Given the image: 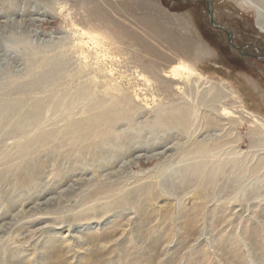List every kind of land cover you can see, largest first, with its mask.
Instances as JSON below:
<instances>
[{
  "label": "rangeland",
  "instance_id": "1",
  "mask_svg": "<svg viewBox=\"0 0 264 264\" xmlns=\"http://www.w3.org/2000/svg\"><path fill=\"white\" fill-rule=\"evenodd\" d=\"M256 6L264 0H0V45L27 50L14 61L0 52V264H264ZM210 10L242 47L233 55ZM180 62L198 73L173 76Z\"/></svg>",
  "mask_w": 264,
  "mask_h": 264
},
{
  "label": "bare ground",
  "instance_id": "2",
  "mask_svg": "<svg viewBox=\"0 0 264 264\" xmlns=\"http://www.w3.org/2000/svg\"><path fill=\"white\" fill-rule=\"evenodd\" d=\"M47 1H49V0H47ZM39 2V1H38ZM263 1H261V3H262ZM100 3H101V1H100ZM109 4H110V2H108ZM113 3V2H112ZM111 3V4H112ZM119 3V2H118ZM28 4V3H27ZM126 4V3H125ZM30 5V4H29ZM121 5V4H120ZM150 5H152V4H150ZM155 5V4H154ZM43 6V5H42ZM103 6V5H102ZM107 7H108V5H106ZM112 6H113V4H112ZM118 6V5H117ZM94 8H95V6H93ZM152 7H154V6H152ZM40 8H45V12H47V8H46V6H43V7H40ZM124 8V7H123ZM149 8H151L150 6H149ZM158 8V7H157ZM256 10H257V18H258V23H259V25L261 26V28L263 29V31H264V10L262 9V8H260V7H258V6H256ZM104 9V8H103ZM108 9H110V8H108ZM114 9H117V8H114ZM24 10V9H23ZM31 10V9H30ZM60 10V9H59ZM99 10V9H98ZM97 10V11H98ZM106 10V9H105ZM111 10H113V8L111 9ZM159 10H161V8L159 9ZM32 12H35V13H40V10H39V8H38V6L37 7H35V9H33V10H31ZM65 11H67V10H65ZM117 11V10H116ZM109 12V11H108ZM107 12V10H106V13H108ZM111 12V11H110ZM109 12V13H110ZM113 12V11H112ZM119 12V11H118ZM121 12V11H120ZM126 13H127V11H125ZM129 12V11H128ZM160 12V11H159ZM23 13V12H22ZM21 13V14H22ZM42 13V12H41ZM103 13V12H102ZM102 13L100 12V15H102ZM114 13H116V12H114ZM45 14V13H44ZM88 14V13H87ZM121 14H123V12L121 13ZM153 14V13H152ZM115 15H117V13L115 14ZM119 15V14H118ZM117 15V16H118ZM124 15V14H123ZM129 15V14H128ZM130 15H131V13H130ZM168 15V14H167ZM172 15V14H171ZM48 16V15H47ZM65 16V15H64ZM105 16H108V15H105ZM104 16V17H105ZM120 16V15H119ZM125 16H127V15H125ZM124 16V17H125ZM155 16V15H154ZM173 16H175V15H173ZM170 17V18H174V17ZM88 17H90L89 15H88ZM87 17V18H88ZM111 17V16H110ZM128 17H132V16H128ZM139 17V16H138ZM141 17V16H140ZM146 16H144V18H145ZM151 17V16H150ZM150 17H148V18H150ZM84 18H86V17H84ZM83 18V21L85 20ZM91 18V17H90ZM89 18V20H91ZM105 18H108V17H105ZM154 18V17H153ZM168 18H169V15H168ZM167 18V19H168ZM179 18V17H178ZM177 18V19H178ZM34 20L35 18H30V21L31 20ZM81 19V18H80ZM102 19V18H101ZM104 19V18H103ZM109 19V18H108ZM114 19V18H113ZM122 19V18H121ZM130 19V18H129ZM137 20H138V18H136ZM135 19V20H136ZM146 19V18H145ZM144 19V20H145ZM152 19V18H151ZM155 19V18H154ZM159 20V22H162V21H160V19L161 18H158ZM86 20H88V19H86ZM85 20V21H86ZM88 20V21H89ZM93 20V19H92ZM107 20V19H106ZM110 20H112L111 18H110ZM116 20H119V19H116ZM123 20H125L124 18H123ZM166 20V19H165ZM183 20V19H182ZM35 21V20H34ZM84 21V22H85ZM109 20H107V22H108ZM115 21V20H114ZM113 21V22H114ZM146 21V20H145ZM148 21V20H147ZM146 21V22H147ZM155 21V20H154ZM157 21V22H158ZM167 21V20H166ZM173 21V20H172ZM179 21H180V19H179ZM15 22V21H14ZM93 22V21H92ZM97 22V21H96ZM95 22V23H96ZM138 22V21H137ZM151 22V21H150ZM157 22H155V23H157ZM174 22V21H173ZM177 22V21H176ZM182 22V21H181ZM131 23V22H130ZM142 23V22H141ZM145 23V22H144ZM149 23V22H148ZM153 23V22H152ZM163 23H164V21L161 23L162 25H163ZM166 23V22H165ZM164 23V24H165ZM37 24V23H36ZM99 24V23H98ZM112 24H115L116 25V23H112ZM131 24H133V23H131ZM138 24V23H137ZM160 24V23H159ZM160 24V25H161ZM176 24H178V23H176ZM19 25V24H18ZM86 25V24H85ZM84 25V26H85ZM135 25V24H134ZM142 25V24H141ZM150 25V24H149ZM155 25V24H154ZM153 25V26H154ZM159 25V26H160ZM168 25V24H167ZM171 25H172V22H171ZM180 25V24H179ZM182 25V24H181ZM114 26V25H113ZM138 26H140V25H138ZM146 26V25H145ZM152 26V27H153ZM168 26H170V24L168 25ZM168 26L166 27L167 29H168ZM195 26V25H194ZM91 27H92V25H91ZM94 27V26H93ZM101 27V26H100ZM144 27V26H143ZM171 27V26H170ZM90 28V27H89ZM115 28H117V27H114V29ZM129 28V27H128ZM140 28V27H139ZM146 28H148V27H146ZM149 28H151V27H149ZM174 28V27H173ZM36 29V28H35ZM92 30L91 31H93V28H91ZM97 29H99V28H97ZM101 29V28H100ZM99 29V30H100ZM118 29V28H117ZM124 29V28H123ZM153 29V28H152ZM158 29H160V28H158ZM158 29H154L158 34H159V36H160V34L163 36L162 38L169 44V45H172V46H174V48H176L179 52H182L181 51V49H183V48H180V44L179 43H176V40L173 38V37H169V36H167V35H164V33H161V31H159ZM171 29V28H170ZM105 30L107 31V29L105 28ZM116 30V29H115ZM135 30V29H134ZM169 30V29H168ZM174 30H175V28H174ZM178 30H180V29H178ZM196 30H197V28H196ZM126 31V30H125ZM149 31H151V30H149ZM164 31H167V30H164ZM177 31V30H176ZM183 31V30H182ZM77 32V31H76ZM78 32H79V30H78ZM128 32H130V31H128ZM145 32V31H144ZM143 32V33H144ZM153 31H151V34H153L152 33ZM163 32V31H162ZM192 32V31H191ZM95 33L96 32H94L92 35V37H91V42L92 43H95L94 44V47H96V48H99L98 46H100L101 44H103V43H105L103 40H102V38H97L96 36H95ZM107 33V32H106ZM108 33H109V31H108ZM111 33V32H110ZM126 33H127V31H126ZM147 33V32H146ZM155 33V32H154ZM171 33V32H170ZM169 33V34H170ZM183 33V32H182ZM182 33H179V34H182ZM185 33V32H184ZM183 33V34H184ZM200 33V32H199ZM74 34H75V36H76V33L74 32ZM79 34V33H78ZM83 34V33H82ZM84 34H86V32L84 33ZM112 34V33H111ZM149 34V33H148ZM168 34V33H167ZM172 34H174V33H172ZM171 34V35H172ZM175 34H177L176 32H175ZM174 34V35H175ZM24 35V34H23ZM34 37H36L37 36V38L39 37V33L36 31L35 33H33L32 34ZM134 35V34H133ZM150 35V34H149ZM178 35V34H177ZM177 35H176V37H177ZM185 35V34H184ZM183 35V36H184ZM195 35V34H194ZM200 35H201V33H200ZM199 35V36H200ZM81 36V35H80ZM79 36V37H80ZM88 36V35H87ZM151 36V35H150ZM180 36H182V35H180ZM179 36V37H180ZM190 36V35H189ZM193 36V35H192ZM197 36V35H196ZM19 38H20V36H18ZM18 37H16V39L18 38ZM82 37H84L83 35H82ZM112 37H113V35H112ZM132 37V36H131ZM147 37V36H146ZM152 37V36H151ZM186 37H187V35H186ZM185 37V38H186ZM76 38L78 39V37L76 36ZM148 38V37H147ZM156 38V37H155ZM159 38V37H158ZM158 38H157V40H158ZM160 38H161V36H160ZM183 38V37H182ZM189 38V37H188ZM87 39V38H86ZM115 39H116V37H115ZM138 39V38H137ZM180 39V38H179ZM194 39V38H193ZM201 40H202V42L201 43H204V45L205 44H207L206 46H208V50H210L212 53H214V54H217V51L215 50H213L211 47H210V45H208V40H206L202 35H201V38H200ZM200 39H198V40H200ZM18 40H20V39H18ZM81 40V39H80ZM133 40V39H132ZM136 40V39H135ZM138 41V40H137ZM178 42H180V43H182V45H181V47H186L187 48V50L188 49H190V51H192L193 53L194 52H196V48L198 49V50H200L199 49V47H205V46H203V45H199V43H197V45H196V43L195 42H193L192 43V41L191 40H185V39H180V40H177ZM196 41V40H195ZM22 42H25V41H22ZM81 42H84V40H81ZM88 42V41H87ZM161 42V41H160ZM198 42V41H197ZM14 44L12 45V44H8V43H1V45H0V52H3V56H6L7 58H9V59H11V60H16V56H18L19 54H22L23 55V53H26V49H23L22 48V44L20 45V43L18 44V41L17 40H14V42H13ZM29 44H30V41L28 42ZM32 43V42H31ZM78 43V42H77ZM111 43H114V42H112L111 41ZM26 44V43H25ZM33 44V43H32ZM52 44V43H51ZM26 45H28V44H26ZM90 46H91V44H89ZM144 45V44H143ZM154 45H155V43H154ZM163 45H166V44H163ZM34 46H35V44H34ZM149 46V45H148ZM74 47V46H73ZM102 47H103V45H102ZM150 47V46H149ZM148 47V48H149ZM166 47V46H165ZM168 47V46H167ZM22 48V50H20ZM169 48H172V47H169ZM168 49V48H167ZM166 49V50H167ZM216 49V48H215ZM35 50V49H34ZM98 50V49H97ZM103 50V49H102ZM151 50V49H150ZM156 50V49H155ZM164 50V49H163ZM163 50H161V51H163ZM174 50V49H173ZM13 52V55H14V57H12L11 58V56L9 55V53L10 52ZM152 51V50H151ZM150 51V52H151ZM170 51V50H169ZM184 51V50H183ZM9 52V53H8ZM12 52H11V54H12ZM123 52V51H122ZM164 52V51H163ZM201 52V51H200ZM199 52V53H200ZM203 52V51H202ZM205 52V51H204ZM155 53H156V51H155ZM157 53H158V51H157ZM169 53V52H168ZM190 53V52H189ZM192 53V54H193ZM207 53V52H206ZM192 54H190V55H192ZM203 54V53H202ZM209 54V53H208ZM35 55H36V53H35ZM102 55V54H101ZM161 55H163V53L161 54ZM166 55H167V53H166ZM169 55H171L170 53H169ZM168 55V56H169ZM176 55V54H175ZM175 55H171V57H173V56H175ZM177 55H179V54H177ZM199 55V54H198ZM213 55V54H212ZM218 56V58L221 56V55H219V53L217 54ZM164 56V55H163ZM203 56V55H202ZM207 56V55H206ZM165 57V56H164ZM167 57V56H166ZM165 57V58H166ZM176 57V56H175ZM184 57V56H183ZM204 57V56H203ZM214 57V56H213ZM216 57V56H215ZM196 58H197V56H196ZM3 59H4V57H3ZM107 59V58H106ZM180 59V58H179ZM192 59H195V58H192ZM199 59V58H198ZM204 58H202V60H203ZM206 59V58H205ZM208 59H210V58H208ZM217 59V58H216ZM219 59H221V58H219ZM112 60V59H111ZM177 60V59H176ZM185 60V59H184ZM196 60V59H195ZM211 60V59H210ZM7 61V60H6ZM187 62H188V60H186ZM222 61V60H221ZM224 61V60H223ZM193 63L195 62V61H192ZM203 62V61H202ZM215 62V61H214ZM208 63V62H207ZM211 63H213V62H211ZM197 64H199V63H197ZM217 64V63H216ZM219 64V63H218ZM176 65H178V64H176ZM176 65H175V67L172 65L171 67H174V69L173 70H171L172 71V74H173V76H178L179 74H180V70H182L183 69V71H186V72H189V73H192V74H197L198 73V71H197V69L195 68V66L193 65V64H184L183 62H180L179 63V65L180 66H177L176 67ZM170 67V68H171ZM182 69H181V68ZM197 67V66H196ZM204 67V66H203ZM202 67V68H203ZM231 68V67H230ZM154 69V68H153ZM172 69V68H171ZM201 69V68H200ZM231 70V69H230ZM233 71V70H232ZM169 72V71H168ZM201 72V71H200ZM199 72V73H200ZM238 72V71H237ZM167 73V72H166ZM242 73V72H241ZM164 74V73H163ZM243 75H248V73L246 72H243L242 73ZM137 76H139V75H137ZM165 76V75H164ZM194 76V75H193ZM251 76V75H250ZM203 77V76H202ZM248 77H249V75H248ZM254 77V76H253ZM166 78V77H165ZM197 78V77H196ZM200 78V77H199ZM240 78V77H239ZM250 78V77H249ZM252 78V77H251ZM167 79H169V78H167ZM175 79H177V78H175ZM180 79V78H179ZM171 80V79H170ZM197 80V79H196ZM237 80V79H236ZM171 81H173V80H171ZM198 81V80H197ZM201 81V80H200ZM219 81V80H218ZM255 81V80H254ZM180 82H181V80H180ZM190 82V81H189ZM199 82V81H198ZM197 82V83H198ZM250 82V81H249ZM172 83V82H171ZM182 83V82H181ZM224 83V82H223ZM255 83V82H254ZM244 84V83H243ZM204 85V84H203ZM155 86V85H154ZM227 86V85H226ZM246 86V85H245ZM206 87V86H205ZM209 87V86H208ZM228 87V86H227ZM249 87V86H248ZM148 88V87H147ZM162 88V87H161ZM212 88H213V86H212ZM5 89V88H4ZM173 89H174V87H173ZM229 89V88H228ZM176 90V89H175ZM226 91V90H225ZM231 91V90H230ZM238 91V90H237ZM259 91V90H258ZM156 92V91H155ZM233 92V91H232ZM167 93V92H166ZM177 93V92H176ZM236 93V92H235ZM141 94H142V92H141ZM209 94V93H208ZM229 94H231V93H229ZM229 94H227L226 93V95H229ZM205 96V95H204ZM219 96H220V94H219ZM238 96V95H237ZM250 96V95H249ZM152 97V96H151ZM217 97V96H216ZM232 97V96H231ZM235 97V96H234ZM209 98V97H208ZM236 98V97H235ZM136 99V98H135ZM144 99V98H143ZM149 99V98H148ZM163 99V98H162ZM176 99V98H175ZM226 99V98H225ZM243 99V98H242ZM251 99V98H250ZM166 100V99H165ZM172 100V99H171ZM208 100V99H207ZM210 100H212V99H210ZM238 100V99H237ZM236 100V101H237ZM135 101V100H134ZM138 101H140V100H138ZM223 101V100H222ZM238 101H240V100H238ZM166 102V101H165ZM170 102V101H169ZM235 102V101H234ZM241 102V101H240ZM184 104V103H183ZM194 105V104H193ZM184 106V105H183ZM195 106H197V105H195ZM206 106H207V104H206ZM263 106V105H262ZM158 107V106H157ZM201 107V106H200ZM211 107V106H210ZM193 108H194V106H193ZM198 108V107H197ZM239 108H240V106H239ZM248 108V107H247ZM242 109V108H241ZM128 110V109H127ZM198 110V109H197ZM128 111H130V110H128ZM239 111V110H238ZM191 112V111H190ZM195 112V111H194ZM199 112V111H198ZM247 112V111H246ZM130 113V112H129ZM189 113V112H188ZM243 113V112H242ZM242 113H240V114H242ZM248 114H250V113H248ZM227 115V114H226ZM165 119L167 118V119H172L173 117L172 116H169V115H162ZM256 117V116H255ZM254 117V118H255ZM253 118V117H252ZM174 119V118H173ZM185 119V118H184ZM187 119V118H186ZM206 119V118H205ZM257 120V119H256ZM217 123V122H216ZM215 123V124H216ZM123 125V124H122ZM13 132V131H12ZM258 133V132H257ZM260 133V132H259ZM12 134V133H11ZM95 138V137H94ZM98 139V138H97ZM78 142V141H77ZM101 145V144H100ZM104 145V144H103ZM144 146V145H143ZM142 146V147H143ZM104 147V146H103ZM138 148V147H137ZM130 150V149H129ZM219 150V149H218ZM214 157V156H213ZM210 158H212V157H210ZM209 158V159H210ZM23 160H24V158H22ZM20 161V160H19ZM204 161V160H203ZM206 161V160H205ZM22 162H24V161H22ZM26 162H28V161H26ZM13 163H15V162H13ZM192 163V162H191ZM21 164V163H20ZM23 164V163H22ZM186 165H187V163H185ZM15 165V164H14ZM26 165V164H25ZM20 166V165H19ZM7 168V167H6ZM10 168V167H9ZM9 168H7V169H9ZM20 168H22V167H20ZM122 169V168H121ZM10 170V169H9ZM192 172V171H191ZM212 174V173H211ZM1 175V174H0ZM191 175H192V173H191ZM183 178V177H182ZM209 179V178H208ZM96 210V209H95ZM8 242V241H7Z\"/></svg>",
  "mask_w": 264,
  "mask_h": 264
},
{
  "label": "flooded vegetation",
  "instance_id": "3",
  "mask_svg": "<svg viewBox=\"0 0 264 264\" xmlns=\"http://www.w3.org/2000/svg\"><path fill=\"white\" fill-rule=\"evenodd\" d=\"M213 17V16H212ZM213 19H214V17H213ZM210 22L212 23V21H211V16H210ZM212 25L215 27V28H217L219 31H223V32H225V31H227V35H228V38H229V46H230V49L228 50L229 51V53H231L232 55H233V50L234 51H236L237 49H242V47L241 46H238L237 45V43L234 41V39H233V37H232V32H231V30L228 28V27H226V26H223L222 24H218L216 21H215V19H214V24L212 23ZM200 32H202V31H200ZM203 33V32H202ZM226 33V32H225ZM230 34V35H229ZM231 39V40H230ZM237 52V51H236ZM247 53V52H246ZM248 54V53H247ZM253 55H255L254 53H253ZM235 57V56H234ZM257 57H262V58H264V52H262V53H260ZM233 60H236L235 62H238V59L240 60V59H243V57L241 56H239V57H235V58H232Z\"/></svg>",
  "mask_w": 264,
  "mask_h": 264
},
{
  "label": "water",
  "instance_id": "4",
  "mask_svg": "<svg viewBox=\"0 0 264 264\" xmlns=\"http://www.w3.org/2000/svg\"><path fill=\"white\" fill-rule=\"evenodd\" d=\"M209 13H210V16H211V21H212V23L214 24V19H213V17H212L213 12L210 10ZM229 35H230V34H229Z\"/></svg>",
  "mask_w": 264,
  "mask_h": 264
}]
</instances>
